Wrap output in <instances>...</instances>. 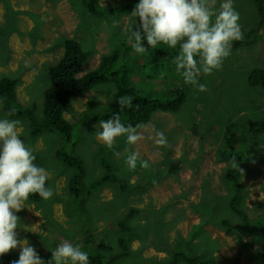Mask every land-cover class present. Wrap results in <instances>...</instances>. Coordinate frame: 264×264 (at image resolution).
<instances>
[{
  "label": "rangeland",
  "instance_id": "1",
  "mask_svg": "<svg viewBox=\"0 0 264 264\" xmlns=\"http://www.w3.org/2000/svg\"><path fill=\"white\" fill-rule=\"evenodd\" d=\"M124 3L134 9L138 0H0V78L17 79L18 102L34 104L39 121L44 91L50 84L48 68L62 54L61 41L68 36L90 52L82 73L96 68L101 54L117 50L119 60L114 67L130 71V83L142 96L165 102L178 98L179 90L184 93L176 111H153L150 120L137 129L142 138L136 144H127L121 137L112 149L95 135L103 129L91 116L107 110L116 97V85L98 84L71 100L64 117L74 125L73 145L64 147L84 162L83 197L91 181L106 172L110 178L134 185L123 192L118 182L110 179L82 202L86 213L78 200L70 202L67 183L74 170L55 154L63 145L61 136L47 131L34 137L30 119L7 114L0 100V118L20 122L21 139L32 149L34 163L49 171L48 187L54 193L48 200H28L26 207L15 213L19 218L14 230L17 239H26L45 264L64 240L81 244L90 264H109L111 256L123 252L118 238L129 224L127 254L110 264H170L175 253L199 255L193 264L211 258L209 264H264V84L248 82L252 69L264 68V24H258L253 0H234L248 42L237 47L232 44L231 55L220 70L201 73L199 82L207 88L203 92L184 83L176 71L173 61L179 45L173 49L161 43L144 54L135 52L134 40L128 38L131 13L104 10ZM219 3L215 0L217 8ZM251 29L254 31L248 37L246 32ZM7 32L11 33L8 44ZM143 43L147 47L146 41ZM161 49L170 53L169 58L151 61L150 56ZM231 123L236 129L231 134L233 144L225 147V130ZM157 131L164 133L165 146L155 144ZM132 151L139 152L134 170L125 164ZM234 156L244 160L237 166L238 188L234 178L228 182L225 176L226 170L235 166ZM139 161H148L149 167L142 168ZM172 164L180 166L171 174L167 169ZM236 192L249 225L260 228L254 233L240 231L242 215L230 206ZM133 207L138 211L129 216L128 223L118 224ZM87 218L93 239L89 246L84 242ZM20 250L18 245L6 253L14 264ZM174 264L192 263L178 259Z\"/></svg>",
  "mask_w": 264,
  "mask_h": 264
},
{
  "label": "clouds",
  "instance_id": "2",
  "mask_svg": "<svg viewBox=\"0 0 264 264\" xmlns=\"http://www.w3.org/2000/svg\"><path fill=\"white\" fill-rule=\"evenodd\" d=\"M239 21L240 14L234 8V0H220L218 8L215 0H138L131 12L128 38L134 40L133 48L137 54H144L161 43L173 49L179 45V53L173 61L176 71L184 83L197 86L203 92L207 88L199 82L201 73L210 75L220 70L224 60L231 55L233 42L244 38ZM66 39L74 38L68 36L61 41L62 54ZM127 103L130 104V100ZM119 104L122 108L127 106L124 99ZM98 122L103 130L95 135L109 149L116 145L118 138H125L130 145L142 138L137 131L139 126L125 125L118 114ZM19 124L18 120L0 118V256L19 245L21 250L15 264H45L35 248L26 239L18 240L14 231L19 219L15 213L26 207L31 195L37 194L43 200L54 195L46 183L49 171L34 163L36 157L21 139ZM166 143L164 133L157 131L155 144L162 147ZM138 160L139 152L132 151L125 164L134 170ZM139 162L142 168L149 167L148 161ZM82 249L81 244L61 241L52 250L48 264H90L88 253Z\"/></svg>",
  "mask_w": 264,
  "mask_h": 264
},
{
  "label": "trees",
  "instance_id": "3",
  "mask_svg": "<svg viewBox=\"0 0 264 264\" xmlns=\"http://www.w3.org/2000/svg\"><path fill=\"white\" fill-rule=\"evenodd\" d=\"M134 0H132L133 2ZM256 8V13L259 16L258 24H264V4L263 0H253ZM116 5V4H115ZM92 8V6H90ZM104 10L109 14L114 12L119 14H128L133 10V6L131 4H121L116 6L105 7ZM2 29L0 28V33ZM254 31V29L249 30L247 33L248 37ZM9 32L6 33V43L7 38L9 36ZM248 41L244 38L240 41L233 42V46L237 47V45L247 43ZM8 46V45H7ZM9 48V47H8ZM8 51V49H7ZM102 55V54H101ZM100 60L96 64V68L90 70L86 73L81 72L82 66L88 61L90 58V52L86 51L80 42L75 39H66L64 41V51L61 57L57 60V62L51 65L48 69V74L50 77V85L44 92V101H43V109L42 115L43 118L41 121L35 115V106L31 105H23L18 102L16 95L17 88V79L11 77H1L0 78V100L3 101L4 110L7 114L13 115L14 117L26 116L31 121L32 127V135L34 137L39 136L43 132H57L62 139V146H59L55 150L56 156L60 159L62 164L68 168L74 170V173L70 176L68 180V192L70 194V202H74L78 200L79 206L82 204L84 200H87L94 190H97L99 187L107 184L110 179H114L118 182L117 186L120 190L125 191L128 184L124 182L123 179L110 178L108 172L102 173L98 177H96L93 181H91L89 188L87 189L85 197H83V182L86 176L85 166L82 158L75 153L68 151L64 145H73V130L74 125L68 121L64 117V111L66 107L70 104L73 98H76L80 95H83L90 91L95 85L105 84V83H114L117 87L116 97L110 103L109 107L106 111L101 114H95L91 116V120L93 121H101L108 120L113 118L114 115L118 114L120 120L125 125H132L133 127L139 126L137 129L142 127L145 123H147L154 110H163V111H176L179 106V102L183 100L184 93L182 90H179L180 96L176 99L167 100L165 102H158L156 100L148 99L140 93L136 87L132 86L130 83V71L125 68L114 67V63L118 61V51L114 50L110 54L104 53ZM170 53H167L164 50H158L150 56L151 61H158L161 58L167 59L169 58ZM248 82L252 86H257L259 84H264V68H254L250 71L248 76ZM124 99L127 106L121 107L119 101ZM130 100V104L127 102ZM235 125L231 123L227 126L225 130V147L232 146L233 138L231 134H234ZM32 136V137H33ZM250 147V146H249ZM233 156V155H231ZM235 166L228 168L226 170L225 176L231 182L234 178L235 187H239L238 181V170L237 166L240 167L242 163L244 164V160L238 156H234L233 160ZM111 164V163H110ZM107 167L108 164H106ZM180 166V165H179ZM178 165L172 164L168 167V173H173L178 169ZM110 171V168H109ZM114 171V168H112ZM238 184H237V183ZM47 186H49V181L47 180ZM146 187L142 186L144 190ZM54 200H58L57 196H54ZM230 206L234 212L242 215V231L243 233H254L256 230L260 229L258 226L254 227L249 225L248 214L244 213L241 208L243 206L239 205L240 197L239 193L236 192L231 197ZM37 194L31 195L29 200L31 201H41ZM85 206V205H84ZM84 206H80L83 213H86V209H83ZM71 208V207H69ZM71 212V210H69ZM138 210L136 208H131L127 214L123 217L122 220L118 221V224L125 222L128 223L130 217L134 216ZM72 214V213H71ZM74 214H78V210L74 209ZM264 217V215H263ZM89 224V227L85 230L86 234L84 236L85 246H89L93 242L91 223L87 218L86 221ZM223 223V222H222ZM240 223V224H241ZM131 225H125L121 230L124 234H121L118 238V242L123 248L122 253L115 254L110 257V259L106 263H113L118 258H121L123 255H126L128 242L130 240L131 235ZM264 231V229H262ZM128 235V236H127ZM264 237V234H263ZM262 250V259L264 260V244ZM126 251V252H125ZM210 257V256H209ZM199 255H194L192 257L187 255H182L179 253H175L174 257L170 261V264L176 263L178 259H184L189 263H197L199 261ZM0 261L3 264H14L6 254L0 256ZM212 262V258L203 262V264H209Z\"/></svg>",
  "mask_w": 264,
  "mask_h": 264
},
{
  "label": "crops",
  "instance_id": "4",
  "mask_svg": "<svg viewBox=\"0 0 264 264\" xmlns=\"http://www.w3.org/2000/svg\"><path fill=\"white\" fill-rule=\"evenodd\" d=\"M180 145V144H179Z\"/></svg>",
  "mask_w": 264,
  "mask_h": 264
}]
</instances>
